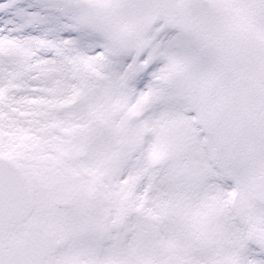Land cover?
I'll return each mask as SVG.
<instances>
[{
	"label": "snow or ice",
	"instance_id": "snow-or-ice-1",
	"mask_svg": "<svg viewBox=\"0 0 264 264\" xmlns=\"http://www.w3.org/2000/svg\"><path fill=\"white\" fill-rule=\"evenodd\" d=\"M0 264H264V0H0Z\"/></svg>",
	"mask_w": 264,
	"mask_h": 264
}]
</instances>
